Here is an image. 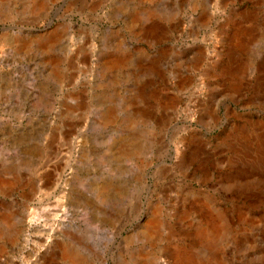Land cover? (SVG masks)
<instances>
[{"label": "rangeland", "instance_id": "obj_1", "mask_svg": "<svg viewBox=\"0 0 264 264\" xmlns=\"http://www.w3.org/2000/svg\"><path fill=\"white\" fill-rule=\"evenodd\" d=\"M60 247L264 264V0H0V264Z\"/></svg>", "mask_w": 264, "mask_h": 264}, {"label": "bare ground", "instance_id": "obj_2", "mask_svg": "<svg viewBox=\"0 0 264 264\" xmlns=\"http://www.w3.org/2000/svg\"><path fill=\"white\" fill-rule=\"evenodd\" d=\"M47 41H51V38H48ZM152 223V222H151ZM149 227V231H151V224L149 223L148 225ZM61 249V255L64 257V258H67L70 262V264H80L82 259L78 256V254L72 250V249H68V248H64V247H60ZM180 255V259H181V264H192L194 263L195 261L197 260H201L202 257L201 256H186V255H183L182 253H179ZM185 258H184V257Z\"/></svg>", "mask_w": 264, "mask_h": 264}, {"label": "water", "instance_id": "obj_3", "mask_svg": "<svg viewBox=\"0 0 264 264\" xmlns=\"http://www.w3.org/2000/svg\"><path fill=\"white\" fill-rule=\"evenodd\" d=\"M51 23H52V18H49V19L46 20L45 24H43L41 27H37V28L36 27H31V29L33 31H41L43 29L48 28L51 25Z\"/></svg>", "mask_w": 264, "mask_h": 264}]
</instances>
